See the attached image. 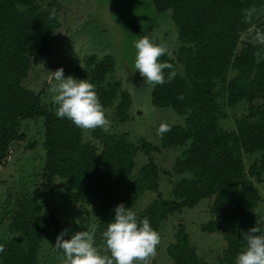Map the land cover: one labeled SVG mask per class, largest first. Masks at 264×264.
Here are the masks:
<instances>
[{
    "label": "trees",
    "instance_id": "obj_1",
    "mask_svg": "<svg viewBox=\"0 0 264 264\" xmlns=\"http://www.w3.org/2000/svg\"><path fill=\"white\" fill-rule=\"evenodd\" d=\"M153 4L168 12L178 45L169 52L162 38L152 41V79L140 75L126 81L141 92L149 88L147 105L182 117L181 123L156 125L159 147L145 134L135 139L92 124V139H87L71 92L47 102L42 92L29 88L34 59L50 51L63 5L60 0H0V175L25 139L27 125L39 123L40 188L53 201L62 189L64 203L95 207L91 247L101 249L102 261L139 264L162 222L209 200L210 218L201 230L221 234L226 248L220 261L235 264L240 256L264 248V220L256 216L262 201L257 183L264 186V0ZM89 38L94 43L98 36ZM117 65L113 55L99 59L93 54L79 72L88 78L93 112L115 105L116 119L123 123L135 101L119 80L107 79ZM242 101L246 112L236 118L234 128H224L220 119L227 108ZM160 148L181 149L172 169L163 171L181 177L169 198L160 190L162 169L152 156ZM138 156L146 161L138 164ZM146 192L156 197L137 208ZM11 199L15 203L0 219L9 232L0 238V264H40L43 241L52 231L63 232L61 219L54 208L43 215V203L25 193ZM167 254L173 264H211L191 244L184 223L177 225ZM77 264L101 261L88 254Z\"/></svg>",
    "mask_w": 264,
    "mask_h": 264
},
{
    "label": "rangeland",
    "instance_id": "obj_2",
    "mask_svg": "<svg viewBox=\"0 0 264 264\" xmlns=\"http://www.w3.org/2000/svg\"><path fill=\"white\" fill-rule=\"evenodd\" d=\"M63 8L59 14L61 26L52 35V45L46 55L34 59V66L26 80V85L36 92H42L47 102L61 98L64 91L71 92L78 103L82 124L87 139H92L90 125L100 126L110 133L128 132L137 139L147 136L153 145L160 146L156 132L159 122L181 123L182 117L171 109H159L151 102L145 91L133 88L134 81L141 75L152 79V56L150 44L162 38L170 52L178 45L177 33L170 22L168 12L156 10L153 0H60ZM264 17V6L261 11ZM84 22H89L88 27ZM96 28L101 31L98 32ZM84 29H88L84 31ZM91 37L97 35L96 43ZM95 54L99 59L107 54L113 55L118 63L117 70L107 75L109 81L119 80L122 89H127L134 97L135 106L130 108V119L119 122L115 115V105L93 112L88 78H82L79 70L86 66V59ZM130 70V71H129ZM131 77V78H130ZM140 81V80H137ZM157 110V112H155ZM247 110L242 101L234 107L227 108V114L220 119V124L227 129L235 127L236 118ZM152 113V114H151ZM154 117V118H152ZM152 118L148 124L147 120ZM146 125V126H145ZM42 128L40 124L27 125V134L17 150L11 155L8 164L0 175V219L15 200L11 196L27 194L44 205L43 215L53 208L63 224L62 234L52 231L43 241L39 252L40 264H77L84 255L98 257L101 264H112L102 261L99 247L92 249V225L95 219L93 205L71 206L63 201V190L56 191L54 201L44 196L41 186L43 169L40 144ZM31 144L35 145L33 148ZM181 149L160 148L152 152L154 161L161 167L160 190L171 197V189L180 175H168L164 170H171ZM253 159L248 160V165ZM138 164L146 161L138 156ZM262 201L256 209L257 219L264 220V186L257 183ZM156 197L154 192H146L137 204L144 207ZM10 199V200H9ZM56 204V205H55ZM209 200L203 201L194 208H185L180 213L171 214L162 222L158 235L150 242L149 248L139 257V264H173L167 254V246L174 239L177 225L184 223L190 236V242L197 248L198 254L211 264L221 263L220 258L226 248L221 234H209L201 230V224L209 218ZM8 224L0 221V238L8 237ZM235 264H264V248L240 256Z\"/></svg>",
    "mask_w": 264,
    "mask_h": 264
}]
</instances>
